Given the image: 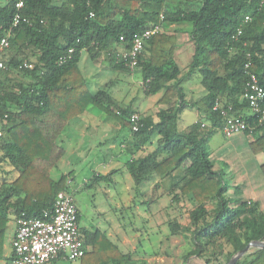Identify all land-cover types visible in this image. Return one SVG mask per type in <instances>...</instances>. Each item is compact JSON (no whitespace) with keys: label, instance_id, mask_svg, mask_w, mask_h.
Returning <instances> with one entry per match:
<instances>
[{"label":"trees","instance_id":"16d2710c","mask_svg":"<svg viewBox=\"0 0 264 264\" xmlns=\"http://www.w3.org/2000/svg\"><path fill=\"white\" fill-rule=\"evenodd\" d=\"M17 1L0 0V40L12 25ZM21 13L29 21L14 28L3 56L8 68L0 70V170L7 175L1 177L0 209L8 207L14 195L23 194L16 202L17 216L26 212L48 218L58 193L72 192L68 176L54 179L42 165L51 156L52 142L40 130L38 119L54 111L70 121L94 107L131 131L135 142L130 152L159 136L154 150L126 163L135 189L153 174L179 171L169 191L175 201L187 196L195 202L189 224L168 223L170 235L181 234L187 240L182 264L193 257L205 264H228L250 241L264 240V209L257 201L230 197L227 164L216 162L209 147L210 138L221 131V114L213 109L220 100L233 105L236 115L248 117L254 126L245 132L252 137L250 149L264 153V123H258L243 99L250 59L251 70L264 86V0H24ZM185 22L192 25L196 45L189 72L201 73L206 90L192 104L210 125L200 119L182 130L179 119L186 93L175 55L177 37L164 27ZM154 25L162 30L146 41L137 69L145 94L162 95L156 113L140 114V127L134 130L131 116L137 110L118 103L106 89L93 93L80 61L86 52L96 63L104 57L115 69L130 72L118 51L129 49L135 33ZM70 49L71 57L60 65ZM25 61L33 67H23ZM4 165L11 169L4 170ZM261 171L264 176V163ZM6 222L0 217V242ZM80 229L92 247L80 259L82 264H148L106 231ZM236 264H264V248H252Z\"/></svg>","mask_w":264,"mask_h":264},{"label":"crops","instance_id":"0c3cea01","mask_svg":"<svg viewBox=\"0 0 264 264\" xmlns=\"http://www.w3.org/2000/svg\"><path fill=\"white\" fill-rule=\"evenodd\" d=\"M164 28L168 33L175 34L177 37L175 55L178 64L182 68L180 77L182 78V86L186 93L185 107L180 115L179 127L184 130L200 119H203V123L210 125V121L205 118L204 113H202L197 106L192 104L197 102L206 93L202 84V77L199 89L194 90L193 87H186L185 84L186 75L184 73L186 71L189 76H193L195 73L199 72L198 70L192 73L189 72V65L196 53V45L190 33L192 25L187 22L170 23L166 24ZM121 50L122 49L119 51ZM84 53L80 61V69L93 93L100 89H106L118 103L131 105L139 114L147 116L156 113V104L162 95L161 92L153 95H146L144 92V96H135L129 93L124 94V92L121 91V84L128 85L134 81L130 80L128 77V81H126V74L133 76L135 73H138L140 75V78H138L139 81L141 77L143 78L140 69L136 72L115 69L113 67L114 64L108 60L96 63L91 59L88 53ZM182 59L185 61L188 60V63H186V65H181L180 61ZM109 67L111 72L107 73L106 69ZM38 126L52 142L51 156L48 161L42 164L48 174L54 179H59L63 175L68 176L69 189L74 196L75 192L85 189L94 192V199L95 202H97L95 207L99 214L104 215V217L109 213L113 215L112 219L105 221L108 224V228L104 229V231H106L108 236L112 239L113 237L117 239L120 237L121 241L131 246V250L135 249L132 243L135 239H140L141 204L143 201L145 202L149 199L156 200L161 191L158 187L164 183L168 185V181L171 185L173 179L177 178L179 174V171H174L165 176L153 174L142 182L139 189H135L133 177L127 169L126 163L134 157L143 156L154 150L157 146L159 136L156 135L157 137L155 139H152L150 143L143 146L141 149L130 152L129 148L135 142L131 131L125 129L115 118L94 107H90L83 114L70 121L62 118L54 111L48 112L38 119ZM218 132L221 131L218 130L210 138L209 147L211 139ZM98 133H101L103 136L101 140L95 138ZM113 134L118 138L120 137L122 151L120 153L115 152V144H110L108 146L107 155L100 153L94 154L93 149L103 143L106 146L110 141L109 137ZM237 138L245 139L244 141L248 145L244 154L240 153V155H236L231 162L224 160L222 157L213 159L216 162L227 164L226 170L231 186L228 194L231 198H244L257 201L264 207V176L263 174L259 176L255 171L248 173L247 167L249 163L253 165V168H256V170L257 168L261 169V165L264 163V153L255 154L251 151L249 143L252 137L250 135L239 133L237 134ZM3 169L10 170L11 167L4 165ZM84 169L87 170L86 173H80L82 172L80 170ZM3 175L6 174L0 170V189L2 187L3 179L1 177ZM100 175H110L111 177L107 179H96V177ZM5 177H7V175ZM163 192H165L164 194H168L169 198L172 196L169 188L163 189ZM21 197H23V194L14 195L10 200V205L0 209V217L7 219L3 241L0 242V264H13L12 241L17 229L16 218L18 209L16 207V202ZM122 210L132 212L133 216L130 218H133V220L129 221L130 229H126V224L116 218L118 213ZM79 211L81 212L80 208ZM135 219H138L139 223H135ZM149 220L150 222L152 221L151 214ZM154 226L157 225L154 224ZM65 261L67 260L59 258L54 264H64Z\"/></svg>","mask_w":264,"mask_h":264},{"label":"built area","instance_id":"2783aa9c","mask_svg":"<svg viewBox=\"0 0 264 264\" xmlns=\"http://www.w3.org/2000/svg\"><path fill=\"white\" fill-rule=\"evenodd\" d=\"M24 6V0H18L16 3L17 12L13 18L12 25L6 31V34L0 40V70L8 68L4 61V53L10 46V36L15 27L21 21H29L22 16L21 9ZM94 13L91 12V16ZM251 17L246 15L245 20L249 21ZM162 30L160 25H154L137 32L132 37L129 49L118 51V56L127 64L129 71L138 68L139 57L144 49L147 40L151 39ZM242 33L240 28L238 34ZM125 38L122 36L121 40ZM73 49H70L68 55L60 58L59 64H63L67 58L71 57ZM23 67L32 68L33 63L25 61ZM252 60L246 63V72L248 80L243 92L245 99L250 106L251 113L256 116L258 123H264V86L259 77L251 70ZM2 99L0 98V106ZM220 112L222 117L221 132L226 137L235 134L245 133L252 130L254 126L245 115H236L234 106H225L220 100H217L213 107ZM7 117V114L5 115ZM133 129L140 127V114L135 112L131 116ZM2 132L0 131V135ZM48 218L28 216L22 212L17 216V229L12 241L13 264H54V262L63 258L74 261L81 259L92 248L86 243L81 235V226L79 220V208L76 198L72 192L61 191L58 193L54 209L51 214L46 213Z\"/></svg>","mask_w":264,"mask_h":264},{"label":"rangeland","instance_id":"374dc122","mask_svg":"<svg viewBox=\"0 0 264 264\" xmlns=\"http://www.w3.org/2000/svg\"><path fill=\"white\" fill-rule=\"evenodd\" d=\"M85 55V53H84ZM104 57H102L101 61H105ZM100 61V62H101ZM188 61V60H187ZM185 60H181V65H186L188 63ZM99 63V62H98ZM109 66V65H108ZM138 69L134 70L135 72ZM107 73L111 72L110 67L106 69ZM133 72V71H130ZM186 71L184 74L186 75V87L191 86L194 90L199 89L201 86V73H195L193 76H189ZM130 78L132 81L131 84L125 85L121 84V91L125 93H129L130 95L135 96H144V87H143V78L138 73H135L133 76L130 74H126L125 80ZM134 78V79H133ZM122 81V80H121ZM190 114V113H189ZM102 134H96L95 138L101 140ZM157 136L155 135L152 139H155ZM110 141L104 145H99L97 148L93 149L94 154H108V146L110 144H115L114 151L120 153L122 148L120 146V137H116V135H112L109 137ZM243 138H237V134L231 137H225L221 132H218L210 141V150L212 151V158L219 159L222 157L224 160L232 161L236 155L244 154L246 152V148L248 145L244 141ZM221 163V162H219ZM248 173L251 171L257 172L259 176H262L261 169L256 170L253 168L254 166L249 164ZM80 173H86V169L80 170ZM262 178V177H261ZM158 188L161 189L160 195L156 200L149 199L145 202L143 201L142 210H141V227H140V239L134 240L132 245L135 246V249L131 250V246L127 243L121 241V238L118 239L113 237L115 241H117L120 246L124 250L133 251L135 257L145 259L148 264H182L183 263V254L188 246L187 240L183 235H170L169 230V222H179L182 225H187L190 222V212L195 206V202L189 197L185 196L180 199V201L174 200V193H172L169 198L168 194H164L163 189H168L170 182H167ZM231 194V193H230ZM94 192L88 191L87 189L75 192V198L77 205L81 210V218L80 225L83 228L95 230V229H107L108 224L105 222L106 220H110L113 218L112 213L107 214L106 217L104 215H100L96 210V203L94 199ZM154 197V196H153ZM156 197V195H155ZM262 206V205H261ZM264 209V207H262ZM150 214L152 216V221L150 222ZM131 211L122 210L118 213L116 218L123 222L126 229H130L129 221L133 220ZM147 219V221H146ZM135 223H139V220L135 219ZM147 223V224H145ZM150 223V224H149ZM156 224L157 226H154ZM130 233V232H129ZM91 249V248H90ZM189 264H205L204 260L193 257L188 260ZM186 263V264H187ZM64 264H82L80 259L74 261H65Z\"/></svg>","mask_w":264,"mask_h":264},{"label":"water","instance_id":"95a60500","mask_svg":"<svg viewBox=\"0 0 264 264\" xmlns=\"http://www.w3.org/2000/svg\"><path fill=\"white\" fill-rule=\"evenodd\" d=\"M252 248H258V249L264 248V240H252V241H250L243 249L239 250L238 252H236L232 256V258L230 259L228 264H236V262L242 256H244L246 253H248ZM187 264H189V263H187Z\"/></svg>","mask_w":264,"mask_h":264}]
</instances>
